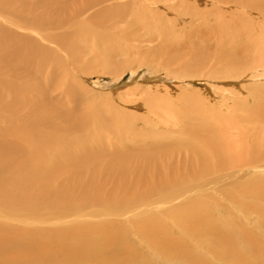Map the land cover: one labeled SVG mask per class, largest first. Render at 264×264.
<instances>
[{"label": "bare ground", "instance_id": "6f19581e", "mask_svg": "<svg viewBox=\"0 0 264 264\" xmlns=\"http://www.w3.org/2000/svg\"><path fill=\"white\" fill-rule=\"evenodd\" d=\"M6 1L0 212L58 227L0 226V264H264V0ZM129 64L147 117L81 108Z\"/></svg>", "mask_w": 264, "mask_h": 264}, {"label": "rangeland", "instance_id": "374dc122", "mask_svg": "<svg viewBox=\"0 0 264 264\" xmlns=\"http://www.w3.org/2000/svg\"><path fill=\"white\" fill-rule=\"evenodd\" d=\"M172 2H174L173 0H171ZM8 4L12 3L13 4H17L16 6L14 5V8H17V6L19 7V3L18 2H10V0L6 1ZM161 2H164V1H161ZM189 6H187L185 8V10L188 8ZM203 8V6L201 7ZM200 8V9H201ZM205 8V7H204ZM204 8L202 10H204ZM41 9V8H40ZM158 12H161L163 14V9L162 8H157L156 9ZM47 14H50V12H48ZM8 15V14H7ZM9 16V15H8ZM49 18L50 16L47 15ZM172 15L168 16L169 18L171 17ZM173 17V16H172ZM12 18V17H11ZM185 25H181L179 29L183 28ZM13 30L12 28H9V30ZM147 42H144V43H138L137 41L135 42L136 45L140 44L141 46L142 45H147V44H151V43H147ZM86 58L87 57H90L89 55L85 56ZM117 59L118 60H122L123 57L122 56H117ZM64 64V63H62ZM65 65V64H64ZM134 66V67H133ZM67 68V66H65ZM133 68V69H132ZM122 69L125 70V72L121 75V78L120 80H118L116 83V89L114 91V95L113 94H108L110 93V89H108L106 86H104L107 82L109 81H113V79H115V77L109 75V76H106L102 73H92V74H87L86 72L84 73H81V72H78L77 75L75 74L76 78L77 79V85H78L80 88H79V91H80V95H82V93L84 92V95L81 96V98H83V102H80L79 104L81 105V108H86L87 106H90L91 103H93L94 101H96V99H100V98H103L105 97L106 95L110 96V98L115 101V104H114V107H116L119 111H124V113H137L143 117H147V110H146V107L145 106V103L142 102L140 99H142V97H145V92L143 90H141L140 88L141 87H147V86H151L152 85V80H146V79H142V77H148L150 76V73L152 70H146L145 68H135V65H124L122 67ZM69 71V68L67 69V72ZM80 74V75H79ZM138 74V75H137ZM135 75V76H134ZM173 76V74H170V76ZM68 76V75H67ZM81 78H80V77ZM65 77V76H64ZM161 77L163 78V72H161ZM68 78V77H67ZM70 80V79H69ZM165 80V79H163ZM166 80H171V79H166ZM67 82V81H66ZM65 82V83H66ZM151 82V83H150ZM179 82V81H178ZM178 82H174V81H170L168 85H175L173 83H177V86L175 88H173V90H171L172 94H173V99H177L178 95L185 89L183 87H180L182 86L181 84H179ZM150 83V84H148ZM162 84H164V81L161 82ZM196 83V84H195ZM148 84V85H147ZM160 84V82H159ZM192 84V88L194 89H204V85L202 82L200 81H194V83H191ZM83 85V86H82ZM188 86V85H187ZM85 87V88H83ZM202 87V88H201ZM231 87V86H230ZM234 88V87H233ZM87 89V90H86ZM176 89V90H175ZM181 89V90H180ZM235 89V88H234ZM84 90V91H83ZM175 90V91H174ZM236 90V89H235ZM62 88H59L57 90H53V92H51V94L55 95V96H58V95H61L62 92ZM86 91L88 93H86ZM110 91V92H109ZM179 91V92H178ZM205 95L208 96L209 98H211V94L207 93L206 91H204ZM207 93V94H206ZM217 93H222V94H218L220 95L221 97L218 96V98L216 100H221L222 98L224 99L225 97L227 96H224L223 95H227L226 92H217ZM224 93V94H223ZM149 94V93H147ZM153 94V93H152ZM156 95H160L159 93H155ZM162 94V93H161ZM175 95V96H174ZM91 96V97H90ZM98 96V98H97ZM161 96V95H160ZM88 97V98H87ZM92 100H91V99ZM142 102V108L138 109V108H135L133 107V105L136 103V101H139V100ZM78 100V99H77ZM86 100V101H85ZM88 100V101H87ZM117 100V101H116ZM136 100V101H135ZM67 98L64 97L63 100L61 101L62 104H60L61 106H65V107H68L70 104V102H67ZM81 101V100H80ZM85 101V102H84ZM119 101V102H118ZM126 101V102H125ZM133 102V103H132ZM129 105H128V104ZM131 103V105H130ZM144 103V104H143ZM73 105V104H72ZM79 106V105H77ZM83 106V107H82ZM150 128H148L147 126V130L149 131ZM81 133L80 130H77V131H74L72 130V134L78 136L79 134ZM113 135V134H112ZM111 139V138H110ZM117 139V138H114V140ZM134 142H139V140H145V139H142L141 136H135V138H133ZM14 184V188H17L18 186V183L17 182H13L12 185ZM12 185H11V188H12ZM76 197H79L77 195H75ZM89 197V196H88ZM2 207V206H1ZM0 207V208H1ZM8 211L6 213H2L0 212V226H3V225H8V226H11V227H32V226H45V225H49V226H46V227H50L52 224H43V225H35L34 221L35 219L32 218V217H27V216H19V215H12L14 218H9L7 217L9 214V212L11 211V209H7ZM23 211V210H22ZM22 211H19V212H22ZM12 212V211H11ZM39 212H37L36 215H38ZM15 214H18V213H15ZM40 214V213H39ZM35 215V216H36ZM39 216V215H38ZM24 221H31V223H25ZM37 221V219H36ZM70 224H73V222H70ZM64 225H68V226H72V225H69V224H64ZM63 225V226H64ZM54 227H58V225H52Z\"/></svg>", "mask_w": 264, "mask_h": 264}]
</instances>
